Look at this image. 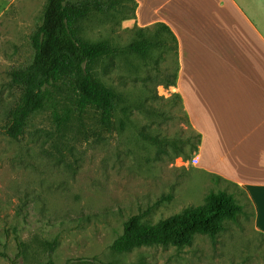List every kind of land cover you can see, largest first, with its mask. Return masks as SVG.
I'll use <instances>...</instances> for the list:
<instances>
[{"label": "rangeland", "instance_id": "1", "mask_svg": "<svg viewBox=\"0 0 264 264\" xmlns=\"http://www.w3.org/2000/svg\"><path fill=\"white\" fill-rule=\"evenodd\" d=\"M258 2L264 11V0ZM46 3L0 0V264H264V234L255 227L247 192L208 169L199 155L201 133L165 86L178 58L171 36L157 26L147 33L160 31L166 45L155 46L146 60L119 55L96 69L124 97L114 132L103 130L94 110L79 112L63 92L56 101L58 113L71 110L66 124H58L49 105L31 117L20 140L5 134L6 108L20 97L11 71L33 61L31 36ZM134 18L128 1L84 21L83 35L128 53L139 39ZM221 190L233 193L245 213L227 219L216 238L197 234L182 248H111L131 216L154 224L203 205L210 192Z\"/></svg>", "mask_w": 264, "mask_h": 264}, {"label": "crops", "instance_id": "2", "mask_svg": "<svg viewBox=\"0 0 264 264\" xmlns=\"http://www.w3.org/2000/svg\"><path fill=\"white\" fill-rule=\"evenodd\" d=\"M178 43L176 85L208 169L247 192L264 234V11L258 0H134ZM216 159V165L208 160Z\"/></svg>", "mask_w": 264, "mask_h": 264}, {"label": "trees", "instance_id": "3", "mask_svg": "<svg viewBox=\"0 0 264 264\" xmlns=\"http://www.w3.org/2000/svg\"><path fill=\"white\" fill-rule=\"evenodd\" d=\"M128 1L132 2L135 11L134 0H47L42 23L31 36L35 50L33 61L25 68L11 71V85L19 90L20 97L15 104L6 108L4 132L8 137L20 140L27 131L31 117L49 105L54 108L58 124H66L70 120L71 110L58 113L56 101L63 92L71 98L79 112L94 110L103 130L112 133L117 129L116 115L124 97L101 81L96 73L97 67L105 59L119 55L146 60L155 46H165L166 42L159 40L160 31L152 36L147 33L151 27L139 28V39L129 44L126 53L107 40L86 39L82 23L96 13L115 11ZM156 26L171 36L177 53L178 43L173 32L163 23ZM177 71L166 87L176 85ZM175 95L182 100L180 94ZM125 124L124 120L120 121L121 128ZM243 213L244 204L233 193L212 191L203 205L154 224L142 223L141 215L131 216L111 248L118 252L155 245L182 248L191 245L197 234L216 238L225 230L227 219L235 220Z\"/></svg>", "mask_w": 264, "mask_h": 264}]
</instances>
